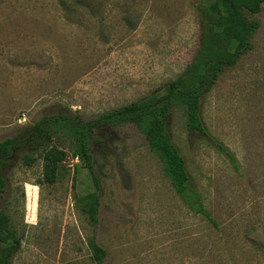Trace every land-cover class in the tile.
<instances>
[{"label":"rangeland","instance_id":"1","mask_svg":"<svg viewBox=\"0 0 264 264\" xmlns=\"http://www.w3.org/2000/svg\"><path fill=\"white\" fill-rule=\"evenodd\" d=\"M253 47L201 100L209 131L240 164L200 134L181 108L167 119L193 186L217 227L191 212L132 124L100 131L92 148L99 222L82 197L95 190L66 138L54 183L43 160L9 174L7 211L22 237L12 264H264V4ZM209 16L199 0H0V140L61 107L83 118L160 93L193 61Z\"/></svg>","mask_w":264,"mask_h":264},{"label":"trees","instance_id":"2","mask_svg":"<svg viewBox=\"0 0 264 264\" xmlns=\"http://www.w3.org/2000/svg\"><path fill=\"white\" fill-rule=\"evenodd\" d=\"M209 21L200 37V46L193 61L176 79L170 80L162 92L142 96L131 106L111 108L83 118L61 107L51 106L42 117L19 126L12 136L0 140V264H12L22 237L7 211L10 172L17 164L30 166L43 160V182L56 181L65 151L53 143L54 138H66L74 146V157L84 160L95 190L82 197L83 211L92 225L99 222V183L93 170L92 148L104 143L100 131L125 124L134 125L143 135L149 149L160 160L171 186L186 207L217 227L205 208L199 191L193 186L185 160L171 139L167 119L171 110L181 108L189 134L206 137L210 145L222 154L235 171L240 164L235 153L213 135L201 116V100L219 76L234 67L253 47L258 31L255 16L262 10L264 0H199ZM94 264H104L107 250L91 236L88 239Z\"/></svg>","mask_w":264,"mask_h":264}]
</instances>
